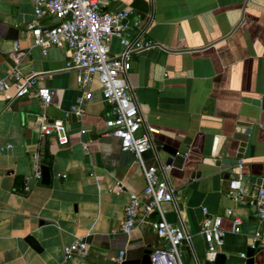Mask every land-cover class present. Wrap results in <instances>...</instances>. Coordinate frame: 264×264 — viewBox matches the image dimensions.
Listing matches in <instances>:
<instances>
[{
  "label": "crops",
  "instance_id": "crops-1",
  "mask_svg": "<svg viewBox=\"0 0 264 264\" xmlns=\"http://www.w3.org/2000/svg\"><path fill=\"white\" fill-rule=\"evenodd\" d=\"M133 1L100 0L102 10L124 11L139 20L143 38L152 43L133 55L126 84L131 93L138 87L163 93L154 108L138 103L144 120L139 134L149 133L152 143L144 163L179 189L175 201L162 207L166 221L191 237L180 247L182 263L215 264L207 258L201 234L206 208L222 218L221 264H247L254 234H264V221L253 205L256 201L264 211V196L248 183L241 188L240 179L249 177L250 165L264 156L258 150L232 168L221 160L222 155L233 157L227 146L237 124L259 126L263 118L262 109L246 101L264 98V0H143L148 14L131 9ZM32 21V0H0V79L15 66L23 76L41 75L38 87L54 91L45 112L51 121L63 119L81 96L76 72L64 69L65 47H48L43 54L34 45L27 28ZM36 24L49 28L57 21L45 17ZM120 51L119 41L112 39L110 54ZM89 91L92 97L81 118L65 121L64 146L54 137L38 139V100L10 99L14 90L0 96V264H62L63 248L80 239L87 248L75 254L76 264H112L128 248L163 245L148 224H138L130 234L119 231L128 196L140 193L145 179L134 157L120 150L119 139L106 134L109 106L96 79ZM45 144L52 156L49 185L34 175ZM229 169L234 178L227 176ZM117 183L121 191H115ZM229 191H241V202L231 200ZM158 219L157 213L149 218ZM234 219L240 221L238 233ZM28 236L40 250L26 242ZM252 264H264V250L256 249Z\"/></svg>",
  "mask_w": 264,
  "mask_h": 264
},
{
  "label": "built area",
  "instance_id": "built-area-1",
  "mask_svg": "<svg viewBox=\"0 0 264 264\" xmlns=\"http://www.w3.org/2000/svg\"><path fill=\"white\" fill-rule=\"evenodd\" d=\"M21 1V0H14ZM34 21L28 25L29 34L35 46L46 54L48 47H65L67 60L65 70L76 72V83L81 96L64 113L63 119L50 120L45 109L52 105L54 91L38 87L41 75L23 76L13 67L7 75L0 79V96H8L14 90L10 99L28 97L38 100L39 112L35 115L38 139L43 141L54 137L57 144L68 143L65 121L71 116L81 118L85 103L91 99L89 86L96 79L100 86L103 101L109 106L108 119L105 122L107 135L119 139L120 150L131 154L140 167L145 186L140 193H130L124 207V219L119 231L130 234L138 224H148L151 231L163 243L152 249L151 264H183L180 247L189 243L191 237L179 227L168 223L164 216L162 205L175 201L179 189L172 187L155 166H148L143 161V154L151 147L149 133L139 134L144 123L139 112L138 102L126 84L127 74L131 68L132 57L149 47L152 43L143 38L144 30L139 20H131L129 13L124 11H104L100 0H32ZM51 18L57 21L52 27L40 28L36 21L41 18ZM117 39L121 51L116 55L109 52V43ZM19 47L14 45L12 55L15 64L18 63ZM84 131H81L83 133ZM7 145L5 148L10 149ZM4 147L0 146V150ZM87 150V145L82 144ZM35 161H39L36 155ZM264 163V159L262 161ZM35 178L41 180L39 166L35 170ZM120 183L115 185V191H121ZM242 192L229 191L228 197L234 202H241ZM262 195V191L259 192ZM153 213L159 219L149 220ZM201 234L207 247V258L215 259L218 249L223 245L225 232L221 228L222 218L210 215L202 208ZM258 217L264 221V211L258 209ZM240 221L233 220V232H239ZM113 230L112 233H115ZM256 249L264 250V234L256 232L253 237ZM87 244L78 240L63 248L62 264H76L75 254L85 251ZM244 257V255H242ZM124 251L113 258L112 264H122ZM205 264V263H198Z\"/></svg>",
  "mask_w": 264,
  "mask_h": 264
},
{
  "label": "water",
  "instance_id": "water-1",
  "mask_svg": "<svg viewBox=\"0 0 264 264\" xmlns=\"http://www.w3.org/2000/svg\"><path fill=\"white\" fill-rule=\"evenodd\" d=\"M131 9H134L140 13L148 14L149 6L143 0H134L131 5ZM135 99L139 104H146L149 108H154L157 103V99L163 96V93L157 91L153 88H144L138 87L132 91ZM246 103H249L255 107H260L263 112V118L260 120V125L256 124H245L238 123L235 132L231 137V140L228 142L227 151L233 153V157H225L221 160V165L232 168L238 165L242 160L253 159L255 153L258 150H262V154L264 156V98L257 100L247 99ZM16 106V102L13 104V107ZM165 150L169 151L171 155H176L177 152L174 150H170L165 148ZM129 154V153H127ZM131 155V154H129ZM132 156V155H131ZM133 157V156H132ZM41 174V184L49 185L51 175L50 171L47 167H40ZM227 176L234 178V174L231 169L227 171ZM242 185L241 188L248 183L252 186H256L262 191V195L264 196V163L262 161L254 163L250 165V176H243L240 179ZM254 210L260 209L256 206V201L253 203ZM26 242L35 250H40L37 242L32 236L26 237ZM152 250L150 247H142L135 246L126 249L124 253V261L122 264H151L150 263V254ZM256 252V245L253 244L252 247L248 248L246 251L247 264L253 263V256ZM224 255L217 254L213 262L215 264H221L224 262ZM205 264H210L209 261H206Z\"/></svg>",
  "mask_w": 264,
  "mask_h": 264
},
{
  "label": "trees",
  "instance_id": "trees-1",
  "mask_svg": "<svg viewBox=\"0 0 264 264\" xmlns=\"http://www.w3.org/2000/svg\"><path fill=\"white\" fill-rule=\"evenodd\" d=\"M40 165L50 168L52 162V156L50 155L47 145L42 146Z\"/></svg>",
  "mask_w": 264,
  "mask_h": 264
}]
</instances>
